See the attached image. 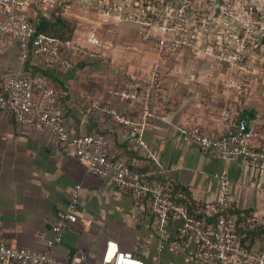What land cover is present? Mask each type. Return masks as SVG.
Returning a JSON list of instances; mask_svg holds the SVG:
<instances>
[{
  "label": "crops",
  "instance_id": "1",
  "mask_svg": "<svg viewBox=\"0 0 264 264\" xmlns=\"http://www.w3.org/2000/svg\"><path fill=\"white\" fill-rule=\"evenodd\" d=\"M77 12V6H70L63 14L76 21L73 37L84 41L88 31H96L107 59L76 60L70 68L48 64V74L67 89L64 95L67 128L89 134L100 130L107 139L109 154L138 168L152 164L163 167L165 172L160 176L165 179L170 197L183 201L191 215L205 221L214 220L210 207L225 174L232 202L228 210L231 217L253 216L264 225V170L202 151L185 140L177 129L185 118L202 129L218 127L220 94L238 103L239 91L234 96L229 93L221 77L212 76V68L206 63L196 66L166 61L161 67L162 75L169 81L167 106L156 104L155 115L143 131L145 145L131 142L123 126L83 96L95 97L102 105H111L118 112L138 118L140 113L132 103L113 97L109 90L119 86L114 78L122 71L139 75L149 71L157 55L155 41H141L138 27L132 22L84 7ZM22 71L17 42L5 37L0 41V82L4 83L12 72ZM218 83L224 85L221 92L215 90ZM75 184L81 185L76 221L68 223L62 240L48 249L54 261L44 264H62L78 249L91 252L90 264H106L120 250L130 251L148 264H219L196 255V235L179 237L177 227L181 221L177 215H171L168 233L162 235L156 228L147 197L137 207L130 191L88 172L71 147L56 141L50 128L35 129L18 123L0 107V239L30 251H44V241L51 237L52 225L58 213L66 209ZM238 234L247 250L255 251L263 244L264 236L258 233L249 236L240 229ZM228 264L255 262L244 258Z\"/></svg>",
  "mask_w": 264,
  "mask_h": 264
},
{
  "label": "built area",
  "instance_id": "2",
  "mask_svg": "<svg viewBox=\"0 0 264 264\" xmlns=\"http://www.w3.org/2000/svg\"><path fill=\"white\" fill-rule=\"evenodd\" d=\"M61 1L65 3L62 14L66 8L77 6L112 15L136 24L141 41H155L157 55L149 71L144 75L122 71L114 78L119 86L109 90L113 97L132 103L140 113L138 118L118 112L111 105H102L100 99L83 96L92 106L123 126L127 138L140 146L145 145L143 131L155 115L156 104L167 106L170 92L169 87L164 86L161 67L164 62L206 63L212 68V76H220L226 88H235L238 95L248 85L250 73L262 74L264 83V62L256 66L254 59L245 61L246 52L264 39L257 21L246 8L245 0H0V41L5 37L14 39L20 49L21 61L27 58L30 47L35 55H47L60 61L65 68L85 58L107 59L101 51L102 39L94 30L87 32L84 41L74 37L62 40L36 30L29 19L37 13L32 4L40 3L46 10ZM0 107L11 113L18 123L35 129L50 128L56 141L71 147L88 172L108 178L115 186L130 191L137 207L147 197L149 210L156 218V228L162 235L168 233L171 215H177L181 221L177 227L178 235L180 238L196 235L198 257L211 258L219 264L236 263L244 258L255 264H264V237L263 244L255 251L240 244L238 223L228 214L232 202L225 174L221 176L219 194L210 207L214 220L205 221L191 215L183 201L171 198L163 183L150 179L164 173L163 167L156 165L154 169L140 172L124 159L109 154L103 134L76 135L68 129L56 91L43 76L29 77L21 73L8 76L0 88ZM232 108L229 104L220 109L218 127L202 129L185 118L177 129L185 140L202 151H212L223 160L238 159L264 170V136L249 120L234 119ZM236 110H241L240 101ZM80 187V184L74 185L66 209L58 213L52 225V235L44 241V251H30L0 239V264L54 261L48 249L62 240L67 224L76 221ZM240 224L253 230L262 224V220L242 216ZM91 255L88 249H78L62 264H90ZM106 264L148 263L130 251L120 250Z\"/></svg>",
  "mask_w": 264,
  "mask_h": 264
},
{
  "label": "trees",
  "instance_id": "3",
  "mask_svg": "<svg viewBox=\"0 0 264 264\" xmlns=\"http://www.w3.org/2000/svg\"><path fill=\"white\" fill-rule=\"evenodd\" d=\"M32 5L37 10V13L35 16H30L29 19H30L31 23L36 27V30L38 32H43L46 34L57 36L62 40L69 39V38L73 37L74 30L76 27V21L63 16L62 13L64 11V6H65V3H63V1H61L60 4H58V2H57V4L55 6H50L46 10H44L42 4H40V3L32 4ZM245 5H246V8L250 9L253 18L257 21L259 31H260V33H263V37H264V3L260 2L259 0H256V1L245 0ZM249 50L246 52L245 61L247 62L250 59H254L256 66L261 65L262 62H264V39L261 38L258 45L252 47ZM101 60H103V59L97 58L95 61H101ZM84 61L85 62L86 61L87 62H93V59L85 58L83 60V62ZM43 62H46V64H44ZM48 64H56L59 66L60 61L53 60L50 57H48L47 55H35L32 48L30 47L28 50L27 58L25 59V61H23V71L21 72V74L23 76H29V77L39 74L46 79V81L49 85L54 87L56 94H57L58 102L62 108V114L64 116V119L66 120L67 107L65 105L66 101L64 99L65 98L64 95L66 94L67 89L61 83L60 84L56 83L58 80H55V78H52V76L48 74V72L46 71L48 68ZM194 65L200 66V63H195ZM196 66H195V68H196ZM197 71H198V69H197ZM14 73L15 72H12L11 74H14ZM256 79H257V82H259V83L263 82L262 74L250 73L248 75V85L246 86L244 91H246V90L248 91V89L251 88V83ZM168 82L169 81L167 80V76H164V86L165 87H168V85H167ZM2 84L3 83L0 82V88H1ZM261 89L264 92V83H263V87H261ZM247 91L244 93V95L247 94ZM232 93L234 96L236 92H232ZM263 96H264V93H263ZM238 99H239V96H238ZM242 101H244V97H242ZM217 103H219L220 108H222L224 106H228L229 104H232V107H233L232 110L235 112L234 113V119L240 120V119L244 118L246 120H249L251 125L257 130L254 122L258 116L259 110L256 107H252L249 104H241V110H236L237 109V102H235V100L232 101V99H228L227 96H224L222 94H220V97L218 98ZM91 116L92 115H88V118H90ZM91 133L92 134H99V133H101V131L96 130V131L91 132ZM75 134L76 135H86L89 133H75ZM127 164L130 167H132V168H134L140 172H144V171L151 170V169L155 168V166L153 164L146 167V168H138V167H136V166H134L128 162H127ZM160 175L161 174H157V175L151 177L150 179L151 180H158L161 183L165 184V179H163V177H161ZM174 200H176V199H174ZM178 201H180V200H178ZM235 219L237 220V223H238L237 231L242 229L245 232H247L248 233L247 235H249V236L255 235L257 233L260 234L261 237L264 236V225L258 224L255 229L246 230V228L240 224V219L239 218H235ZM240 244L242 245L241 241H240Z\"/></svg>",
  "mask_w": 264,
  "mask_h": 264
},
{
  "label": "rangeland",
  "instance_id": "4",
  "mask_svg": "<svg viewBox=\"0 0 264 264\" xmlns=\"http://www.w3.org/2000/svg\"><path fill=\"white\" fill-rule=\"evenodd\" d=\"M251 1H256V0H251ZM259 1L264 3V0H259ZM77 11L81 12L82 8L77 7ZM83 11L85 13L87 12V14L89 13L87 10H83ZM79 12H77V13H79ZM86 21H88V20H86ZM136 41H138V40H136ZM188 70H190V69H188ZM211 82H213V81H211ZM215 87L217 88L215 90H219L220 92H221V89H224V85L221 83L216 84ZM261 87H263V82L259 83V82H257V79H256L251 83V88H249L248 91L246 90L247 91L246 95H244V93L246 92L244 90H243V92H241L240 95H238V94L237 95L239 96L238 100L241 101V104H249L252 107H256L259 110L258 116H257L254 124L257 128L258 133L264 136V96H263L264 92L262 91ZM228 89H229V93L235 92V88H228ZM202 92H203V90H202ZM204 96L207 97L206 95H204ZM242 97H244V101H242Z\"/></svg>",
  "mask_w": 264,
  "mask_h": 264
}]
</instances>
